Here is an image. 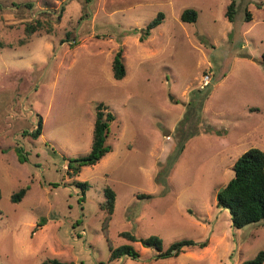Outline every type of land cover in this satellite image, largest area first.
Instances as JSON below:
<instances>
[{
    "label": "rangeland",
    "instance_id": "obj_1",
    "mask_svg": "<svg viewBox=\"0 0 264 264\" xmlns=\"http://www.w3.org/2000/svg\"><path fill=\"white\" fill-rule=\"evenodd\" d=\"M187 9L195 23L180 20ZM158 13L162 23L140 42ZM35 20L42 27L26 35ZM119 50L126 75L117 81ZM263 52L264 0H0V264L253 259L264 250V220L235 229L216 197L244 152L264 153ZM97 103L115 117L111 151L72 177L69 160L90 151ZM107 187L116 198L105 236ZM124 232L160 238L163 252L196 245L157 257ZM122 245L138 257L111 260Z\"/></svg>",
    "mask_w": 264,
    "mask_h": 264
},
{
    "label": "trees",
    "instance_id": "obj_2",
    "mask_svg": "<svg viewBox=\"0 0 264 264\" xmlns=\"http://www.w3.org/2000/svg\"><path fill=\"white\" fill-rule=\"evenodd\" d=\"M89 1V0H87ZM47 14V13H45ZM249 14V13H248ZM235 4L232 2L227 7L226 16L230 22L234 21ZM250 15V14H249ZM248 18V15H247ZM164 19L162 13H158L155 19L147 25L143 34L139 37V41L143 42L149 37L150 31L160 25ZM197 13L194 10H185L180 16V20L185 23H195ZM250 19V17L248 18ZM42 27L39 20H35L25 25L26 35H31ZM21 43H24L21 41ZM122 50H119L112 61V74L115 80H122L126 75V69L123 61ZM261 63L264 67V52L261 55ZM208 76V75H204ZM210 83V82H209ZM208 83V84H209ZM208 84L206 86H208ZM115 119L114 115L107 109L103 103L95 105V119L92 130V142L90 151L85 156L69 160L68 174L72 177L77 176L82 167L96 165L106 154L111 151V148L106 145V139L109 133V124ZM42 134V119L39 117L36 129L29 132L28 135L37 139ZM195 135V133H194ZM187 140V139H186ZM184 144V143H183ZM184 145L179 148L182 152ZM232 170L234 175L232 179L223 187V190L218 194L217 206L220 208H229L232 227L241 229L245 226L256 224L264 220V153L256 148H250L244 152L233 164ZM82 191L86 188L85 183L76 182ZM28 187L21 188L18 192L11 196L13 203H18L26 195ZM116 195L114 191L107 187L104 189V202L101 205L105 212L102 230L104 235H107L108 225L112 219L115 207ZM141 199H150L151 195L141 194ZM1 199V190H0ZM121 236L130 242H140L142 246L150 248L156 252L157 257H168L171 255L177 256L183 246L196 245L192 241L184 240L171 244L165 251H162V241L156 236L147 238H137L134 235L124 232ZM199 249L207 246L206 243L197 245ZM175 249H177L175 251ZM175 251L172 254L171 251ZM110 259H119L122 256H128L132 259L138 257L135 250L129 245H122L115 249H109ZM44 264H66L53 260L50 263ZM243 264H264V250L259 251L256 256Z\"/></svg>",
    "mask_w": 264,
    "mask_h": 264
},
{
    "label": "built area",
    "instance_id": "obj_3",
    "mask_svg": "<svg viewBox=\"0 0 264 264\" xmlns=\"http://www.w3.org/2000/svg\"><path fill=\"white\" fill-rule=\"evenodd\" d=\"M209 81H210L209 76H204V77H203V85H204V86H206V85L209 83Z\"/></svg>",
    "mask_w": 264,
    "mask_h": 264
},
{
    "label": "water",
    "instance_id": "obj_4",
    "mask_svg": "<svg viewBox=\"0 0 264 264\" xmlns=\"http://www.w3.org/2000/svg\"><path fill=\"white\" fill-rule=\"evenodd\" d=\"M223 190V188L222 189H220L219 191H218V193H217V197H216V201L218 202V194L221 192ZM223 209H225V210H228L229 211V208H223Z\"/></svg>",
    "mask_w": 264,
    "mask_h": 264
}]
</instances>
